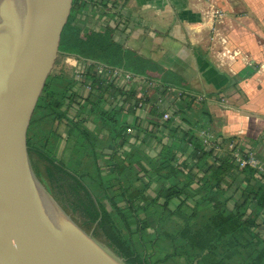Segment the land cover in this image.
<instances>
[{
	"label": "trees",
	"instance_id": "1",
	"mask_svg": "<svg viewBox=\"0 0 264 264\" xmlns=\"http://www.w3.org/2000/svg\"><path fill=\"white\" fill-rule=\"evenodd\" d=\"M73 23L72 17L64 30V53L109 64L116 60L119 47H97L91 55V45ZM255 71L247 67L235 79ZM84 77L92 82L86 96L79 95L76 80L48 77L27 143L38 177L74 219L128 264H164L169 259L173 264H264V174L240 168L231 155L216 154L205 144L196 129L206 126L191 112L195 99L172 110L165 123L157 103L150 108L152 118L130 121L104 106L105 93L137 102L135 91L106 82L91 65ZM179 111L184 113L181 120L175 118ZM63 121L76 141L68 164L57 156L61 134L55 125ZM164 128L169 130L167 140L158 134ZM146 135L155 138L157 154L143 155V163L139 142ZM110 166L114 178L107 179ZM120 198L125 205H119Z\"/></svg>",
	"mask_w": 264,
	"mask_h": 264
},
{
	"label": "crops",
	"instance_id": "2",
	"mask_svg": "<svg viewBox=\"0 0 264 264\" xmlns=\"http://www.w3.org/2000/svg\"><path fill=\"white\" fill-rule=\"evenodd\" d=\"M216 9H222L223 15H215ZM73 19V27L81 28L80 37L91 45V55L97 47L120 48L117 64L63 53L58 65L61 63L60 69L68 65L72 74L63 70L54 74L76 80L79 95L80 72L89 65L93 70L99 64L117 65L141 76L144 85L149 81L144 93L150 95V102L162 96L171 112L185 108L194 98L200 107L191 112L204 129L211 128L224 137L244 136L245 146L264 159V0H76ZM247 67H256V71L236 81V75ZM136 87L128 89L137 93ZM105 97L104 106L130 121L152 118L149 105L138 110L120 93L112 96L107 91ZM76 112L71 108V113ZM182 114L179 111L175 118L181 120ZM55 127L61 134L57 156L68 162L73 159L76 141L65 121ZM201 130L196 129L198 135ZM168 132L164 128L158 134L167 140ZM139 145L143 163V155L157 154L154 137L146 135ZM126 155L127 151L121 153L123 158ZM110 170L111 166L107 167V179L114 178ZM101 202L111 209L107 200ZM118 203L126 202L120 198Z\"/></svg>",
	"mask_w": 264,
	"mask_h": 264
},
{
	"label": "water",
	"instance_id": "3",
	"mask_svg": "<svg viewBox=\"0 0 264 264\" xmlns=\"http://www.w3.org/2000/svg\"><path fill=\"white\" fill-rule=\"evenodd\" d=\"M76 0H0V264H128L38 177L28 131Z\"/></svg>",
	"mask_w": 264,
	"mask_h": 264
},
{
	"label": "built area",
	"instance_id": "4",
	"mask_svg": "<svg viewBox=\"0 0 264 264\" xmlns=\"http://www.w3.org/2000/svg\"><path fill=\"white\" fill-rule=\"evenodd\" d=\"M197 1H211V0H197ZM215 15H223L222 9H216ZM79 72V71H78ZM85 72V71H84ZM84 72H80V76H82L83 80L80 82L82 84L81 93L83 96L89 94L92 90V82L91 80H86L84 77ZM94 73L101 75L102 78L107 80L106 82H114L116 86L128 89L129 86H137L136 96L139 100L137 102L134 98H127L126 95H122V99L124 101L133 104L135 109H146L149 105L150 108L156 103L159 106H162V120H168L172 117V112L169 107L166 108V100L164 97L160 96L156 101H151L149 98V94L144 93L147 89L145 87L141 76L132 74L131 72L124 71L117 66H108L105 64H99L97 69L94 70ZM150 83V82H149ZM144 86V89L141 86ZM111 92V90H109ZM181 93L177 94L180 97ZM197 99H203V96H197ZM131 131V128H128V132ZM200 136L203 138L205 144H207L210 148L213 149V152L216 154H224L228 153L232 156V159L239 164L240 168L243 167H251L257 171L259 174H264V159L261 158L258 153L253 148H247L245 146L244 136H231L228 137L227 141H223V136L218 135L213 129L206 128L201 130Z\"/></svg>",
	"mask_w": 264,
	"mask_h": 264
},
{
	"label": "rangeland",
	"instance_id": "5",
	"mask_svg": "<svg viewBox=\"0 0 264 264\" xmlns=\"http://www.w3.org/2000/svg\"><path fill=\"white\" fill-rule=\"evenodd\" d=\"M63 55L64 54H62V55H60V57H59V61L61 62V61H63ZM118 62L116 61V60H110V64H117ZM69 66L67 65L66 67H63L64 69H60L61 68V63L58 65H56V67H55V70H63L64 72H66L67 74H72V72L69 70V68H68ZM194 99V98H193ZM195 103H196V101H195ZM198 107H200L199 105H197V103H196V105L194 106V108L193 109H195V111H196V109L198 108ZM90 124H92V125H94L93 123H90ZM90 127H91V125H89ZM95 127V126H94ZM92 129V128H91ZM69 162H67V164H68ZM70 165V164H69ZM138 165V164H137ZM137 169L138 170H140V166L138 165V167H137ZM171 227H173L172 225H171ZM175 262V260L174 259H169V260H167L166 262H164V264H173Z\"/></svg>",
	"mask_w": 264,
	"mask_h": 264
}]
</instances>
